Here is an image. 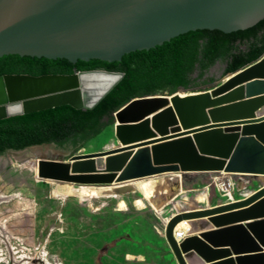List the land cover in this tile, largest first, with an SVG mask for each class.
<instances>
[{
	"label": "water",
	"instance_id": "95a60500",
	"mask_svg": "<svg viewBox=\"0 0 264 264\" xmlns=\"http://www.w3.org/2000/svg\"><path fill=\"white\" fill-rule=\"evenodd\" d=\"M262 20L264 0H0V58L120 62L189 32L233 33ZM95 73L116 80L100 86L89 103L93 92L82 76ZM225 77L200 92L180 89L131 100L113 114V149L77 154L48 143L8 150L0 160L29 154L38 181L99 188L180 173L169 181L174 191L168 201L190 175L254 177L262 186L244 199L176 213L165 238L178 264H264V55ZM124 78L103 69L0 76V120L62 106L93 110ZM134 191L130 185L116 193ZM182 222L193 231L178 241Z\"/></svg>",
	"mask_w": 264,
	"mask_h": 264
},
{
	"label": "rangeland",
	"instance_id": "374dc122",
	"mask_svg": "<svg viewBox=\"0 0 264 264\" xmlns=\"http://www.w3.org/2000/svg\"><path fill=\"white\" fill-rule=\"evenodd\" d=\"M225 66L219 61L201 79L195 72L187 93L221 82ZM115 145L113 123L75 153H95ZM0 168V264H178L165 238L172 216L241 200L262 186L254 177L224 175L231 182L230 191H225L222 176L190 175L186 187L168 201L174 191L170 182L182 178L180 173L99 188L38 181L33 157ZM130 185L134 192L116 193ZM176 229L193 231L185 222ZM189 263L198 264L194 259Z\"/></svg>",
	"mask_w": 264,
	"mask_h": 264
},
{
	"label": "trees",
	"instance_id": "16d2710c",
	"mask_svg": "<svg viewBox=\"0 0 264 264\" xmlns=\"http://www.w3.org/2000/svg\"><path fill=\"white\" fill-rule=\"evenodd\" d=\"M264 55V20L233 33L199 30L172 39L151 50L125 55L120 62L91 60L75 64L65 59L20 57L0 58V76L25 74L69 75L76 71L103 69L123 72L125 78L93 110L70 106L0 120V155L8 150L53 143L61 148L74 144V151L103 133L114 123L113 114L135 98L174 94L192 88V75L204 78L219 61L226 75L237 72ZM221 81V82H222Z\"/></svg>",
	"mask_w": 264,
	"mask_h": 264
},
{
	"label": "bare ground",
	"instance_id": "6f19581e",
	"mask_svg": "<svg viewBox=\"0 0 264 264\" xmlns=\"http://www.w3.org/2000/svg\"><path fill=\"white\" fill-rule=\"evenodd\" d=\"M82 79L84 80L85 83L88 82V84H89L88 87L91 88L90 92H93L92 95H89L90 100L88 99V102L90 103V102L94 101L97 98V95L100 94V92L102 91L100 86H106V87L109 86L111 83H113L116 80V76L103 74V73H100V74L95 73V74L83 75ZM180 94L181 95H187V93H180ZM27 156H29V154H27V155L20 154V156H18V157L10 155L7 157V159H8L7 162L6 161L3 162L2 160H0V166L5 164V162L7 165H11V164H15V163L28 162L31 159V157L27 158ZM23 158H25V159H23ZM67 183L68 182L63 183V185H66ZM221 185L225 191H230L231 182L229 181V179L227 177L223 178V184H221ZM2 201L3 200L0 198V203Z\"/></svg>",
	"mask_w": 264,
	"mask_h": 264
},
{
	"label": "flooded vegetation",
	"instance_id": "af4514ba",
	"mask_svg": "<svg viewBox=\"0 0 264 264\" xmlns=\"http://www.w3.org/2000/svg\"><path fill=\"white\" fill-rule=\"evenodd\" d=\"M215 66H213L212 68H214ZM212 68L209 69L208 73L212 70ZM57 149L63 151V152H73L74 151V144L73 143H66L64 144L61 148Z\"/></svg>",
	"mask_w": 264,
	"mask_h": 264
},
{
	"label": "built area",
	"instance_id": "2783aa9c",
	"mask_svg": "<svg viewBox=\"0 0 264 264\" xmlns=\"http://www.w3.org/2000/svg\"><path fill=\"white\" fill-rule=\"evenodd\" d=\"M188 231L189 229H187V232L185 230H182V231H175V238L178 240V241H182L184 239L187 238V236L189 235L188 234Z\"/></svg>",
	"mask_w": 264,
	"mask_h": 264
},
{
	"label": "clouds",
	"instance_id": "9594fccd",
	"mask_svg": "<svg viewBox=\"0 0 264 264\" xmlns=\"http://www.w3.org/2000/svg\"><path fill=\"white\" fill-rule=\"evenodd\" d=\"M176 230H177V229H176ZM176 230H175V231H176ZM187 237H188V236H187Z\"/></svg>",
	"mask_w": 264,
	"mask_h": 264
},
{
	"label": "crops",
	"instance_id": "0c3cea01",
	"mask_svg": "<svg viewBox=\"0 0 264 264\" xmlns=\"http://www.w3.org/2000/svg\"><path fill=\"white\" fill-rule=\"evenodd\" d=\"M247 196V195H246ZM235 256V255H234Z\"/></svg>",
	"mask_w": 264,
	"mask_h": 264
}]
</instances>
